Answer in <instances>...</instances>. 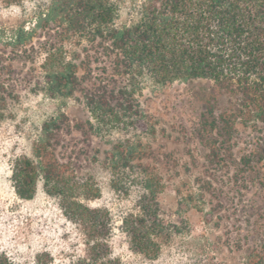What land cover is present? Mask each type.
<instances>
[{"label": "rangeland", "instance_id": "374dc122", "mask_svg": "<svg viewBox=\"0 0 264 264\" xmlns=\"http://www.w3.org/2000/svg\"><path fill=\"white\" fill-rule=\"evenodd\" d=\"M61 1L0 0V252L26 264L42 251L58 260L82 253L85 233L65 211L74 201L111 210L113 251L128 263L264 264V123L239 126L224 160L211 162L204 136L211 130L203 127L210 109L226 101L214 82L117 74L98 41L68 34L53 10ZM108 1L114 24L123 26L138 19L145 0ZM49 52L79 64L80 89L72 96L48 90ZM97 92L115 115L88 106L87 96ZM54 117L61 119L54 143L63 179L47 189L39 175L34 195L23 198L16 174L25 159L35 160L44 123ZM130 146L137 150L132 167L113 172L110 157ZM246 155L251 169L242 164ZM153 176L164 185L157 196L162 217L175 225L157 259L132 250L119 228Z\"/></svg>", "mask_w": 264, "mask_h": 264}, {"label": "trees", "instance_id": "16d2710c", "mask_svg": "<svg viewBox=\"0 0 264 264\" xmlns=\"http://www.w3.org/2000/svg\"><path fill=\"white\" fill-rule=\"evenodd\" d=\"M53 10L61 14L68 34L98 41L117 74L134 80L149 73L163 83L212 80L214 90L226 96V101L217 112L210 109L203 127L208 125L211 130L212 137L204 135L211 162L224 160L222 150L231 146L239 126L264 123V0H145L138 19L123 26L114 24L116 9L108 0H62ZM16 38L23 41L22 35ZM57 60L50 52L45 58L48 90L53 95L72 96L80 89L79 64ZM213 99L217 103L218 97ZM87 104L100 116L115 115L104 92L88 95ZM60 121L54 117L44 123L43 136L33 149L35 160L25 159L18 169V193L23 198L34 195L39 175L47 189L63 179L54 143ZM136 152L133 146L117 147L108 161L112 171L132 167ZM242 161L246 169L254 167L250 156ZM112 186L117 189V181ZM163 186L156 176L146 179L148 194L136 211L122 217L119 226L130 248L149 259L158 258L175 232V225L162 217L158 202ZM65 211L85 233L83 252L58 260L50 251H42L34 264H137L115 255V223L109 208L73 201ZM0 264L26 263L2 251Z\"/></svg>", "mask_w": 264, "mask_h": 264}]
</instances>
